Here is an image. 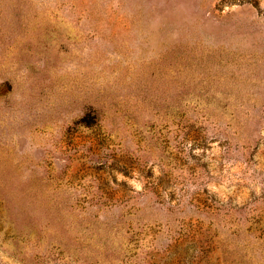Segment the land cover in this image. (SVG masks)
Returning a JSON list of instances; mask_svg holds the SVG:
<instances>
[{
	"label": "rangeland",
	"instance_id": "1",
	"mask_svg": "<svg viewBox=\"0 0 264 264\" xmlns=\"http://www.w3.org/2000/svg\"><path fill=\"white\" fill-rule=\"evenodd\" d=\"M0 264H264V0H0Z\"/></svg>",
	"mask_w": 264,
	"mask_h": 264
}]
</instances>
